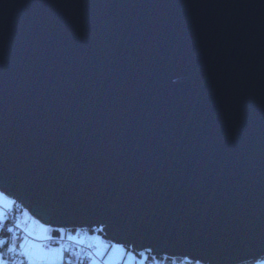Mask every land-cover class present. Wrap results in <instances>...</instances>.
<instances>
[{
	"label": "water",
	"instance_id": "obj_1",
	"mask_svg": "<svg viewBox=\"0 0 264 264\" xmlns=\"http://www.w3.org/2000/svg\"><path fill=\"white\" fill-rule=\"evenodd\" d=\"M0 191L158 258L264 246V0H0Z\"/></svg>",
	"mask_w": 264,
	"mask_h": 264
},
{
	"label": "snow or ice",
	"instance_id": "obj_2",
	"mask_svg": "<svg viewBox=\"0 0 264 264\" xmlns=\"http://www.w3.org/2000/svg\"><path fill=\"white\" fill-rule=\"evenodd\" d=\"M14 201L9 200L3 192H0V233L6 231L11 234L14 231L13 227L7 226V221L9 218V214L12 212L14 205ZM16 228L20 227L17 223L15 225ZM45 232H48V229H45ZM31 232H27V237H32ZM51 236H42L37 237L41 241L50 240ZM74 238L72 235H68V240L72 241ZM6 247L7 252L14 253L16 252V245L13 240L11 244L9 241L4 239L2 235H0V264H9L4 257V248ZM88 247L90 249H94V254L87 257L89 264H98V259L103 255L102 248H106L107 246L101 244H89ZM122 254H127L123 247H119L117 249ZM72 251V246L69 245L65 247L61 245L58 248H52L46 243H35V240L25 239V242L20 245V254L25 258L27 264H65V252ZM147 251H152L148 249ZM141 257L144 256V253H139ZM96 257V258H94ZM21 264H24L22 261ZM67 264H84V261L79 257L76 258L75 261H68ZM238 264H264V246L257 250H251L248 252L246 256H243L239 259Z\"/></svg>",
	"mask_w": 264,
	"mask_h": 264
},
{
	"label": "rangeland",
	"instance_id": "obj_3",
	"mask_svg": "<svg viewBox=\"0 0 264 264\" xmlns=\"http://www.w3.org/2000/svg\"><path fill=\"white\" fill-rule=\"evenodd\" d=\"M6 197L9 200H11V198H9L8 196H6ZM15 203H17V202H15ZM24 212H25V215H27V217H30V219L26 220L25 222L28 223V225H30V226L37 225L39 227V230L37 233L38 235L34 234L35 237H40V235H43L45 232V229H48L49 226H46V225L42 224L40 221H38L37 219H35L29 213V211L26 210L25 208H24ZM20 221H21V219H20ZM61 233H63L65 236H67V238H68L69 234L72 235L74 238H78V240L74 239L73 241H78V242L89 241L91 244H101V245L107 246L106 248L101 249L103 251V255L99 258L105 259V260H102V262H101L102 264H145V261H146L144 258L145 256L140 257L135 252L128 250L127 248L123 247L122 245L112 243L111 241L103 238L102 234L100 235L97 233H91L88 229H76V230H64V229H62ZM76 233H78V234H76ZM38 240L39 239H35V243L39 244L40 241H38ZM60 246H57L55 248H58ZM119 247H123L127 254L125 255V254L120 253L117 250ZM94 258H96V257H94ZM175 263L176 264H186V262H182V261H179L177 259H175ZM65 264H67V263H65ZM193 264H200V263H193Z\"/></svg>",
	"mask_w": 264,
	"mask_h": 264
},
{
	"label": "built area",
	"instance_id": "obj_4",
	"mask_svg": "<svg viewBox=\"0 0 264 264\" xmlns=\"http://www.w3.org/2000/svg\"><path fill=\"white\" fill-rule=\"evenodd\" d=\"M12 208L13 210L9 214V218L7 221L9 227L14 228V231L11 233L12 236L13 237L18 236V237L27 238L31 240L32 237H27L26 231L23 229V227L20 224V219L24 211L23 206L19 203H15L12 206ZM17 223L20 225V227L18 228L15 227ZM96 231H99V230L96 229ZM51 237L52 238L50 240H44L42 241V243H46L52 248H55L60 245H64L65 247H68L69 245H71L72 251L67 252L68 256L71 258L82 256L85 259H87L88 256L94 254V249H90L88 247V245L91 244L90 242H78V241H73V240L69 241L67 236L65 235L63 236L62 234L51 235ZM22 261L24 262V264H27L25 258L20 254V247H16V252L11 254V261L9 262V264H21Z\"/></svg>",
	"mask_w": 264,
	"mask_h": 264
},
{
	"label": "trees",
	"instance_id": "obj_5",
	"mask_svg": "<svg viewBox=\"0 0 264 264\" xmlns=\"http://www.w3.org/2000/svg\"><path fill=\"white\" fill-rule=\"evenodd\" d=\"M7 226L9 227V225H8V223H7ZM93 232H98L99 234H101L100 233V231H96V230H93ZM61 234V230H59V229H53V233H52V235H60ZM0 235H2L3 236V238L4 239H6V240H8L9 241V244H11V242H12V238H13V236H12V234H9V233H7L6 231H4V232H2V233H0ZM6 247L7 246H5V248L3 249L4 250V257H5V259L7 260V261H11V254L12 253H9V252H7V250H6ZM128 250H131V249H128ZM95 251V250H94ZM132 251V250H131ZM138 256H140L139 255V252H135ZM144 253V256H145V264H176L175 263V259H177V260H179V261H182V262H186V264L188 263V264H193V262H189V261H187L186 259H181V258H175V259H167V258H165V257H160V258H158V257H154L150 252H148V251H145V252H143ZM141 257V256H140ZM65 263H67L68 261H75L76 260V258H71V257H69L68 256V254H67V252H65ZM79 258L81 259V260H83L84 261V264H88L89 263V261H88V259H85L84 257H82V256H79Z\"/></svg>",
	"mask_w": 264,
	"mask_h": 264
},
{
	"label": "crops",
	"instance_id": "obj_6",
	"mask_svg": "<svg viewBox=\"0 0 264 264\" xmlns=\"http://www.w3.org/2000/svg\"><path fill=\"white\" fill-rule=\"evenodd\" d=\"M12 201H14L13 199H11ZM15 202V201H14ZM15 204V203H14ZM13 206V205H12ZM30 219V217H27V215H25V212L23 211V213H22V218H21V221H20V224H21V226L23 227V229L26 231V233L27 232H31L33 235H32V239L31 240H35L37 237H35V235L34 234H37L38 233V230H39V227L37 226V225H34V226H30V225H28V223H26L25 221L26 220H29ZM91 233H97V234H99L98 232H93V231H90ZM52 233H53V229L51 228V227H48V232H44V234L43 235H40V237H42V236H45V235H47V236H51L52 235ZM62 235H64L63 233H61ZM76 234H78V233H76ZM38 235V234H37ZM101 235V234H100ZM25 239L26 238H22V237H18V236H14L13 238H12V242H13V240H14V242H15V245H16V247H20V245L21 244H23L24 242H25ZM38 241H40V243H42V241L41 240H38ZM11 242V243H12ZM84 242H89V241H84ZM145 258V257H144ZM98 259V264H102L101 262H102V260H105V259H103V258H97ZM89 264V263H88Z\"/></svg>",
	"mask_w": 264,
	"mask_h": 264
}]
</instances>
